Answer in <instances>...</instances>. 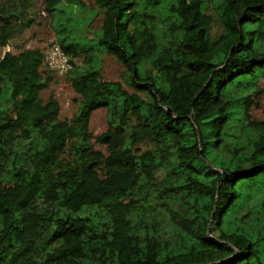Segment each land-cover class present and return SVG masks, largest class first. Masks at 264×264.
<instances>
[{"label": "trees", "instance_id": "1", "mask_svg": "<svg viewBox=\"0 0 264 264\" xmlns=\"http://www.w3.org/2000/svg\"><path fill=\"white\" fill-rule=\"evenodd\" d=\"M61 3L103 11L96 45L134 92L102 78L93 48L60 38L69 61L86 54L70 61L80 99L61 121L58 101L40 98L42 53L0 54L12 108L0 105V264H264V106L252 114L264 0H45V12ZM8 10L0 48L19 27ZM102 109L106 154L89 132Z\"/></svg>", "mask_w": 264, "mask_h": 264}, {"label": "rangeland", "instance_id": "2", "mask_svg": "<svg viewBox=\"0 0 264 264\" xmlns=\"http://www.w3.org/2000/svg\"><path fill=\"white\" fill-rule=\"evenodd\" d=\"M0 5L9 8V13L19 17L20 22L15 35L4 48H0V54L11 52L18 54L27 49H37L41 53L50 43H58L60 38H66L67 43H79L83 49L93 48L95 57L100 65V74L105 81L119 82L127 92H134L127 81L129 75L124 66L111 55L104 54L96 45L100 35V29L103 22V11L97 7L83 10L78 6H71L65 3L58 5L62 11L56 12L53 16L45 12V0H0ZM206 14L210 17V34L216 38L222 31V26L217 19L215 5L209 3L206 6ZM86 54L81 52L78 57L70 59L74 66H83ZM90 55V53H89ZM41 77L49 79L48 88L40 93L43 102L52 96L60 106L59 120H70L77 111L78 100L80 99L74 93L67 81L68 72L63 75L55 74L43 66L40 68ZM259 87L263 91L262 95L256 101L253 107V117L262 119L261 107L264 106V78L259 81ZM143 98L147 94L137 92ZM3 108H12L5 102H0ZM106 131V112L104 109L93 113L89 132L92 135L91 143L95 150L106 154L105 147L95 142V137Z\"/></svg>", "mask_w": 264, "mask_h": 264}, {"label": "built area", "instance_id": "3", "mask_svg": "<svg viewBox=\"0 0 264 264\" xmlns=\"http://www.w3.org/2000/svg\"><path fill=\"white\" fill-rule=\"evenodd\" d=\"M42 55V66L47 70L58 75H63L71 70L69 58L58 44L50 43L42 52Z\"/></svg>", "mask_w": 264, "mask_h": 264}, {"label": "water", "instance_id": "4", "mask_svg": "<svg viewBox=\"0 0 264 264\" xmlns=\"http://www.w3.org/2000/svg\"><path fill=\"white\" fill-rule=\"evenodd\" d=\"M166 111H167V113H171V110L170 109H166ZM225 177H226V175H225V173H223L222 174V178H225ZM222 178L219 180V183H221Z\"/></svg>", "mask_w": 264, "mask_h": 264}]
</instances>
